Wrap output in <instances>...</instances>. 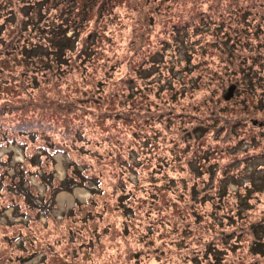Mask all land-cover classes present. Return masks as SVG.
<instances>
[{
	"label": "rangeland",
	"instance_id": "374dc122",
	"mask_svg": "<svg viewBox=\"0 0 264 264\" xmlns=\"http://www.w3.org/2000/svg\"><path fill=\"white\" fill-rule=\"evenodd\" d=\"M22 1L0 0L13 11ZM48 1L77 49L59 71L24 63L15 46L29 9L0 15V128L66 148L29 170L40 195L46 164L61 181L76 160L100 182L53 186L34 222L2 213L42 250L20 264H264V0ZM35 29L25 48L50 41ZM152 56L158 82L144 80ZM9 152L18 164L32 150ZM63 239L89 246L67 260L50 248Z\"/></svg>",
	"mask_w": 264,
	"mask_h": 264
},
{
	"label": "trees",
	"instance_id": "16d2710c",
	"mask_svg": "<svg viewBox=\"0 0 264 264\" xmlns=\"http://www.w3.org/2000/svg\"><path fill=\"white\" fill-rule=\"evenodd\" d=\"M22 3L24 5L21 6V8H17V10L20 11L21 9H24L26 7L27 9H29V11L25 13V16H23L19 22V25L21 26L18 30V39L19 41L22 40L20 42L23 45L16 44L15 50L20 53V55L22 56L21 59L24 63H27V59L34 60V63H36V61L38 60H54V62L56 63L55 69L59 71L60 67L67 64L71 59L68 56L72 53V51L77 49V34H72V31L71 35L67 36L65 34L72 29L70 25L66 26V23L64 24L62 23V21L59 24L53 23V19L49 18L48 16V11H50L48 9H52V5L48 0H24L22 1ZM92 3H95V0H89V4ZM36 4H38L39 8H37L35 14V16L37 15V18L33 20V16H31L30 14V9L33 8ZM0 5L3 7L2 14L0 15L2 17L5 16V23H8V19L14 16L15 13H18V11L9 9L11 6H6L4 3L0 2ZM0 24H2L3 26L5 25L4 22H1ZM37 26H39V29H35V31H42L43 33L45 31L44 34H46L47 32L50 35V41L47 42V45H45V43L40 44V42H38V44H33L30 41H26L29 42L28 46L30 47L25 48L27 46L25 40L31 38L30 35L32 34L33 28H37ZM5 29V26L3 28L0 27V35L3 34V31ZM39 52H41L40 55ZM151 58V67L147 69L146 73H144V80L152 79L153 77H155L157 78L158 82V65L156 63V60L153 59L154 57L152 56ZM118 65H116V67L111 70V73L118 68ZM135 80L136 79H134V81ZM136 87L137 85L130 86V88H123L126 92H129L130 90L131 92H134L137 89ZM233 90L234 86L229 88L227 93L225 94L224 99L231 98ZM130 95L131 93L127 94V96ZM54 125L58 126V123H55ZM19 126L14 125L4 127L5 130L3 128H0V147H3L7 145L8 142H10L18 143L22 146V148L26 150H32L30 154L25 152L24 163L11 164L10 152L0 156V235L3 234L0 238V264H20L24 262L25 259L34 256L35 253L42 251L40 248H36L35 251H32V247H28L27 240H25V238L23 237L24 233L19 230H23L24 224L22 225L21 223L10 222L7 220V218L5 223L1 222V215L5 212V210L12 208L13 216H28L31 218V221L34 222L39 212L43 211L44 214L49 213L46 206H51V204L48 203V194L46 191L52 190L53 186H63L66 190L69 187V184L84 185L86 183H89L90 178H93L92 183H95L97 186H99L100 182V178L98 177L99 175H85L83 173L85 171L78 170V164L76 160H73L68 164L67 168L70 167L73 169H71V171L66 168V176L61 181H57V179L53 175L54 171L50 169L51 166L47 169L48 166L46 164L43 168L39 169L40 173H35L37 183L41 184L44 187L41 193L42 195H40L38 193L36 185L30 183V178H28V175L31 176L32 174H30L29 170H32L33 167H41V165L46 161L47 163L48 161H50V163L52 164L53 162L52 160H50L49 156H53V154L57 151H62L63 153H65V151L67 152V150L66 148H63V146H55L54 143L50 141V137H43L42 140H39L37 131L30 130V132H28L24 129L23 132L20 131L21 127ZM38 150L40 151V153L37 154ZM91 192L95 193L93 190ZM49 220L53 222V226L47 233H52L55 231L54 227L58 222L53 216H49ZM74 223H76V221ZM104 230L105 229H103V231ZM7 233H11V236L7 237ZM70 240L71 239H63L61 241L57 240V242L53 243L52 247L50 248L56 254L61 253L64 257H67V260L73 261L74 259L80 257L84 252H80V250L89 245L85 244L76 246L77 241L73 240L71 243H69ZM33 242V240L30 241L31 244H33ZM210 251L213 253V250ZM79 252L80 254L78 255ZM44 260L45 258L43 256V262Z\"/></svg>",
	"mask_w": 264,
	"mask_h": 264
}]
</instances>
